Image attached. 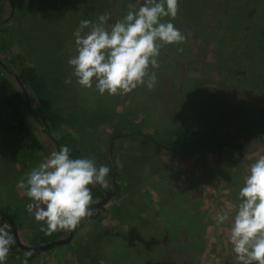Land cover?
I'll return each instance as SVG.
<instances>
[{
    "label": "trees",
    "instance_id": "obj_1",
    "mask_svg": "<svg viewBox=\"0 0 264 264\" xmlns=\"http://www.w3.org/2000/svg\"><path fill=\"white\" fill-rule=\"evenodd\" d=\"M6 1L10 2V7L7 14H3L2 6ZM18 1L0 0V53L8 54L7 59L0 58V100L4 101L6 108H11V112L8 113L11 120L19 117V110L24 109L49 132L61 130L64 125L71 123L72 128H78L81 134H87L90 128H96L97 130L93 132L101 141L110 135L107 162L113 170L114 187L112 189L99 185L92 187L94 200L92 215L105 210L113 199L109 196L115 194L119 188L113 160V149L118 140H128L139 136L141 137L139 142L143 147L165 149L182 158L194 160L198 156L204 159L208 151L215 153L219 160L222 156L242 159L247 157L250 146L242 136L246 134L248 137L259 138L264 133V121L252 118L253 113L261 109L250 102L236 98L237 94H241L242 98L247 97L260 101L261 97L258 93L264 92L263 88L258 89L260 83L264 84L259 80V78H264V0H180L177 18L172 22L186 36V40L182 44L167 45L162 48L158 57L159 67L150 69V71H154L158 79L163 72L176 73L177 64L180 61L186 62L194 59L196 60L194 66L203 69V76L207 75L212 78L216 75L217 82L225 79L224 86L227 88L231 86V93L225 101L219 100L215 104L217 89L214 85L199 84L198 78L191 77L189 73L182 75L177 83L184 85L178 95L183 101L178 106L177 112L189 113L193 104L194 108L198 109L199 119L207 113L214 122V126L211 127V122H208L211 128L204 131L206 126L198 124L203 121L196 120L194 130L181 127L168 135H165L163 131L158 132V135H146L140 128L132 130L129 125L125 126V122H122L124 126L120 123L109 122L112 116H123L124 111L131 105H136L135 109H132L133 106L130 107L127 115L138 112L143 113L144 116L153 115L158 119L157 111L150 108V104L141 95L142 92H138L137 98L130 95L128 102L121 105L120 96H108L107 94L101 96L92 89H82L78 86L81 93L71 97L69 112H63L58 104L66 101L64 93L68 90L65 87L67 85L62 82L72 72V69L67 75L65 74V77H62L60 70L54 67L57 65L50 64L52 57L50 59L48 57L45 61L39 57L38 62L34 60L35 57L30 47L24 50L15 45L10 21L17 16L21 19L22 16H28L24 7L21 9ZM130 3H135V0H84L69 8L67 12H62L60 20H65V22L62 21L63 29L67 27L71 32V39L65 47L69 58L75 54L73 32L81 20L95 21L99 15L107 12L111 13L109 23H114L126 14ZM35 13H40L39 21L42 23L43 18L47 19L46 13L40 11ZM210 15L216 16L214 24L207 22ZM18 42L21 45L25 44L21 39ZM193 42L194 53L191 49ZM74 85H77L76 81ZM205 96L207 100L202 102ZM19 125L21 129H24L23 121ZM110 128L112 129L111 134H109ZM64 141L65 139H61L58 142L57 149L64 145ZM71 155L73 158H79L76 150L72 151ZM254 161L251 159L247 163L251 165ZM238 170L235 178H243L241 170ZM212 171L208 170V172ZM214 172L217 176H221L230 170L226 166L224 170L216 169ZM227 181L230 185L232 178L229 177ZM0 210L12 219L11 222L4 213L0 212V227H5L15 241L10 248L6 264L39 262L44 254H52L59 248L73 244L72 238L76 234V228L72 230L71 237L70 231L64 230L48 234L40 231V224L30 213L28 214L32 217V222L38 225V230L36 228L29 243H25V240L19 236L20 227L17 221L20 216L18 213L7 207H0ZM201 217L194 213V228L182 229L176 234L172 233L173 229L170 226L166 233L162 228L157 234L156 246L152 248V253L147 251L143 243L145 232L142 224L144 220L147 219L151 226H156L151 222L154 219V213L149 209V214L145 217L141 216L132 220L127 233L119 231L103 235L102 242L98 244V256L103 264H165L166 262L194 264L200 256V248L187 241V238L191 234L205 236L207 223L203 222ZM66 233L68 237L62 238ZM160 245L165 246L168 251L165 252ZM159 247L165 253L164 255L157 253L156 250ZM27 251H31L30 257H25ZM192 252L194 256H190ZM89 257L86 256V258ZM142 258L144 259L141 261ZM188 258L190 260H187ZM81 261V264L88 263L85 260Z\"/></svg>",
    "mask_w": 264,
    "mask_h": 264
},
{
    "label": "rangeland",
    "instance_id": "obj_2",
    "mask_svg": "<svg viewBox=\"0 0 264 264\" xmlns=\"http://www.w3.org/2000/svg\"><path fill=\"white\" fill-rule=\"evenodd\" d=\"M81 1L84 0H19L18 4L21 9L24 7L28 16H22V19L17 16L10 21L9 25L10 29H13L11 31L14 32L15 45L24 50L30 47L35 57L34 60L38 62L40 61L39 57L42 61L52 57L50 64L52 66L56 64L58 67H54L60 70L62 77H65V74L67 75L71 70L67 63L69 55L65 51L66 44L71 39V32L67 27L63 29L62 21L65 22V20L61 21L60 16L62 12H67L69 8ZM9 3L6 1L3 4V14H7ZM36 11L47 14V19L43 18V23L39 21L41 15L35 13ZM207 22L214 24L216 16L210 15ZM191 36L194 38V34ZM19 39L25 43L22 44L23 46L18 42ZM191 45L194 53V42ZM6 55L8 56L7 53H0V58L7 59ZM194 62H196L194 59L186 62L180 61L177 64L176 73L163 72V75L157 79L156 86L151 90L145 86H139L131 93L123 96L117 95V97L120 96L119 102L123 105L128 102L130 95L137 98L138 92H142L141 95L150 104V108L157 111L158 119L153 115L144 116L143 113L138 112L127 115L130 107L133 106L132 109H135L136 105H131L124 111L123 116H112L109 122L120 123L122 126H124L122 122H125V126L129 125L132 130L140 128L146 135H158V132L161 131L168 135L181 127L194 130L196 120L203 121L198 124L206 126L204 131L213 127L214 122L211 121L209 114L206 113L203 118L200 116L199 119L198 109H195L193 104L191 112H177L178 106L183 101L178 95L184 86L177 83V80H180L186 73L191 74L193 78H198L199 84L204 83L216 87L215 104L219 100L225 101L231 93V86L228 88L224 86L225 79H220L217 82L216 75L212 78L207 75L203 76V69L194 66ZM59 63H61L60 66ZM71 73L68 74V79L66 78L62 82L67 85L65 87L68 92L64 93L66 101H61L58 104L66 113L69 112L71 97L81 93L77 88L78 85H74L76 80ZM66 80H71V83H66ZM259 80L264 83L263 77ZM262 88L264 90V84L260 83L258 89L262 90ZM258 94L261 97L260 101L253 98H242L241 94L235 95L236 98L243 99L244 102H250L260 108V111L253 113L252 118L264 121V92ZM202 100L205 102L206 96ZM137 104L139 103L137 102ZM127 111L128 113H126ZM10 112L11 108H6L4 101L0 100V207H7L18 213L20 216L17 221L20 227L19 236L25 240V243H29V239L34 235V230L38 225L32 222V217L26 211V205L31 201L24 195V190L17 186L18 181L24 179L26 174L46 159L52 151L58 150V142L65 139L64 145L68 146L71 152L78 151L79 158L93 159L97 167L101 165L109 167L106 187L112 189L114 187L113 170L107 162L110 135L104 138L103 142L97 139L98 135L95 136L93 131L96 128H90L89 133L81 134L78 128H72L71 123L64 125L61 130L49 132L26 110L20 109V116L14 120L10 119L11 117L8 115ZM21 121L24 123V129L20 128ZM146 121L148 122L146 123ZM208 122H211V127L208 126ZM111 132L110 128L109 134ZM64 135L67 136L64 137ZM255 137H248L246 134L242 136L250 144L248 158L222 156L220 160L217 159L215 153L210 151L205 154L204 159L198 156L194 160L182 158L165 149L143 147L139 142L141 140L139 136L116 141L113 160L119 188L115 194L109 196V198H113L111 202L105 210L81 220L76 227V234L72 238V245L59 248L52 254H44L39 262L31 264H62L63 262L81 264V260H85L88 262L87 264H103L98 256L99 251H97L99 250L98 244L103 240V235L119 231L127 233L132 220L141 216L145 217L149 214V209L154 213V219L151 222L156 226H151L147 219L142 224L145 232L143 243L147 251L153 253L152 248L156 246L157 234L161 232L162 228L166 233V230L171 227L174 234L182 229L194 228V213H196L202 216L201 220L207 223V228L205 236L191 234L187 238V241L200 248V256L194 264H236L235 254L228 243L229 222L226 221L223 225H218L216 213L237 203L238 189L250 166L247 162L251 159L254 161L253 159L264 155V133L259 138ZM232 162L234 163L232 164ZM226 166L230 172L217 176L214 170H224ZM238 169L241 170L243 178H235ZM208 170L213 171L208 172ZM229 177L232 178L230 185L227 181ZM67 237L68 233L62 236V238ZM161 248L165 252L168 251L165 246H161ZM161 248L159 247L156 251L159 255H164ZM86 256L90 257L86 258ZM190 256H194V252Z\"/></svg>",
    "mask_w": 264,
    "mask_h": 264
},
{
    "label": "clouds",
    "instance_id": "obj_3",
    "mask_svg": "<svg viewBox=\"0 0 264 264\" xmlns=\"http://www.w3.org/2000/svg\"><path fill=\"white\" fill-rule=\"evenodd\" d=\"M179 3L135 0L114 23H109L111 13L107 12L95 21L81 20L73 32L75 54L67 61L76 84L101 96H123L139 86L153 89L157 76L150 69L159 67L161 49L186 40L172 22ZM109 172L108 166L97 167L93 159L73 158L70 148L61 145L17 186L31 201L26 211L40 224V231H71L92 215V187H106ZM236 199L235 205L216 213V223L229 222L228 243L236 264H264V155L249 166ZM14 242L7 229L0 227V264H6ZM31 255V251L25 253V257Z\"/></svg>",
    "mask_w": 264,
    "mask_h": 264
},
{
    "label": "water",
    "instance_id": "obj_4",
    "mask_svg": "<svg viewBox=\"0 0 264 264\" xmlns=\"http://www.w3.org/2000/svg\"><path fill=\"white\" fill-rule=\"evenodd\" d=\"M0 212H2L1 210H0ZM2 213H4V212H2ZM5 214V213H4ZM5 216L12 222V219L7 215V214H5ZM72 230L70 231V237L72 236Z\"/></svg>",
    "mask_w": 264,
    "mask_h": 264
},
{
    "label": "built area",
    "instance_id": "obj_5",
    "mask_svg": "<svg viewBox=\"0 0 264 264\" xmlns=\"http://www.w3.org/2000/svg\"><path fill=\"white\" fill-rule=\"evenodd\" d=\"M1 226V225H0Z\"/></svg>",
    "mask_w": 264,
    "mask_h": 264
}]
</instances>
